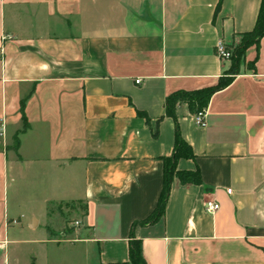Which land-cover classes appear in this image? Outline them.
<instances>
[{
  "label": "crops",
  "instance_id": "crops-1",
  "mask_svg": "<svg viewBox=\"0 0 264 264\" xmlns=\"http://www.w3.org/2000/svg\"><path fill=\"white\" fill-rule=\"evenodd\" d=\"M262 1L0 0V264H127L132 237L147 264H264V38L206 128L177 106L196 156L177 168L201 184L176 178L133 227L174 153L167 98L218 84V42L233 51Z\"/></svg>",
  "mask_w": 264,
  "mask_h": 264
},
{
  "label": "trees",
  "instance_id": "trees-1",
  "mask_svg": "<svg viewBox=\"0 0 264 264\" xmlns=\"http://www.w3.org/2000/svg\"><path fill=\"white\" fill-rule=\"evenodd\" d=\"M264 38V0L262 1L261 9L254 30L242 36L240 44L232 51L231 67L219 79L216 86L203 89L195 92H177L169 96L166 100L167 116L172 118L176 123V134L174 153L172 157L164 160V182L163 189L157 204V207L151 216L145 221L134 224L137 226H148L157 223L161 220L166 212L168 201L171 195L172 185L177 178L183 185L201 184V176L199 170L195 172L178 171L177 165L181 160H195L196 156L191 146L183 139L176 115V109L179 104H187L191 111L196 113L205 111L209 105L211 98L227 89L234 82L239 74L241 64L245 59V53L251 46H258L261 39ZM254 67V63L251 64ZM24 106V103H23ZM34 264V263H33ZM127 264H147L143 254L142 242L131 238L129 244V262Z\"/></svg>",
  "mask_w": 264,
  "mask_h": 264
},
{
  "label": "built area",
  "instance_id": "built-area-1",
  "mask_svg": "<svg viewBox=\"0 0 264 264\" xmlns=\"http://www.w3.org/2000/svg\"><path fill=\"white\" fill-rule=\"evenodd\" d=\"M217 55L221 60L230 61L232 59V51L228 50L227 46L223 41H219L216 48ZM2 55V50H0V56ZM206 111H202L196 113L195 116V123L197 126L201 128H206L208 126L207 119H206ZM4 121L0 120V136L4 135ZM220 209L218 204L214 203H207L206 204V211L210 214H215ZM78 225V224H77Z\"/></svg>",
  "mask_w": 264,
  "mask_h": 264
},
{
  "label": "rangeland",
  "instance_id": "rangeland-1",
  "mask_svg": "<svg viewBox=\"0 0 264 264\" xmlns=\"http://www.w3.org/2000/svg\"><path fill=\"white\" fill-rule=\"evenodd\" d=\"M238 46V45H237ZM27 216V215H26ZM27 218H28V216H27ZM71 223H73V225H71ZM77 223V222H76ZM76 223H74V222H72V221H67L66 223H65V225H64V222L61 224V228L63 229V231H60V230H57V229H55L54 227H52L51 229H52V233L56 236V237H59L60 236V233L61 232H63V233H68V232H71V230L73 229V228H75L76 227ZM36 234H39V235H42L43 233H42V231L41 230H38V231H36L35 232ZM28 239H31V238H28Z\"/></svg>",
  "mask_w": 264,
  "mask_h": 264
}]
</instances>
